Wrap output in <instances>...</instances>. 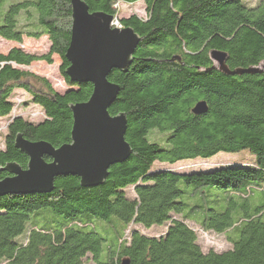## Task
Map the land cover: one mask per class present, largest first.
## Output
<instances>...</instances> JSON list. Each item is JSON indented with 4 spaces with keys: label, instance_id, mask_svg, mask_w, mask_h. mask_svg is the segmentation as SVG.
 Wrapping results in <instances>:
<instances>
[{
    "label": "trees",
    "instance_id": "16d2710c",
    "mask_svg": "<svg viewBox=\"0 0 264 264\" xmlns=\"http://www.w3.org/2000/svg\"><path fill=\"white\" fill-rule=\"evenodd\" d=\"M82 1L89 12L111 15L139 37L129 67L107 76L119 87L108 113L125 115L131 153L94 187L58 176L49 193L0 195V264H120L123 258L129 264H264V71L226 75L209 58L212 49L225 52L230 70L264 61V0ZM139 1L145 18L119 17V3ZM70 28V0H0V38L49 41L44 54L18 47L0 53V118L8 117L0 180L9 176L7 164L26 168L28 157L15 146L18 135L56 148L70 142V106L86 102L93 89L65 74ZM54 54L67 85L63 93L19 68L52 63ZM17 89L28 94L24 103L63 121L64 128L54 134L46 120L11 116ZM201 100L206 112L192 113ZM244 150L253 156L251 164L172 167ZM156 162L168 166L154 168ZM189 222L204 232L226 233L231 246L203 250ZM130 225L166 229L150 236L128 231Z\"/></svg>",
    "mask_w": 264,
    "mask_h": 264
},
{
    "label": "water",
    "instance_id": "95a60500",
    "mask_svg": "<svg viewBox=\"0 0 264 264\" xmlns=\"http://www.w3.org/2000/svg\"><path fill=\"white\" fill-rule=\"evenodd\" d=\"M70 1V41L65 52L69 65L65 74L72 82L90 83L92 93L86 102L70 106L69 143L56 148L46 141H26L17 136L15 146L28 157V162L26 168L14 163L4 167L9 176L0 180V195L49 193L58 176L77 177L83 187H94L103 183L112 165L123 162L131 153L124 139L125 115L108 113L119 87L107 76L113 69L125 71L129 67L139 37L130 28L113 27L111 15L89 12L82 0ZM209 58L213 68L226 75L262 71L259 66L230 70L226 66L227 54L215 49L209 51ZM206 110L207 105L201 100L191 112L202 114ZM120 264L129 261L123 258Z\"/></svg>",
    "mask_w": 264,
    "mask_h": 264
},
{
    "label": "rangeland",
    "instance_id": "374dc122",
    "mask_svg": "<svg viewBox=\"0 0 264 264\" xmlns=\"http://www.w3.org/2000/svg\"><path fill=\"white\" fill-rule=\"evenodd\" d=\"M250 2H253L255 0H247ZM119 17H127L129 15L136 14L140 18H145V5L143 2L139 1L137 3H134L132 5H126L119 3ZM112 26L115 27L114 21H112ZM18 47L22 50L34 53V54H44L48 51L49 48V41L46 36H42L40 38L34 39V38H23L21 43H17L14 41H7L2 38H0V53L6 54L11 48ZM61 61L60 58L54 54L52 55V63H46L45 61H36L31 63L29 66H19L20 69L28 70L38 76L44 77L48 80L52 88L57 91L58 93H63L65 89L67 88V85L65 84L63 77L59 71ZM259 68H261L264 71V61L259 65ZM29 99V96L25 91L22 89H17L14 91V95L12 97V102L14 103L13 110L11 112V116L14 115H20L23 118L27 119L28 121H32L34 123L38 121L46 120L50 124V133H58L62 128H64V123L61 120H55L51 117H45L40 107L34 105L33 103H24ZM8 122L7 118H0V148H3V134L5 132V128ZM157 142L161 141V135H157L156 137ZM163 143V142H161ZM253 156L247 151H240L238 153H218L213 157H210L208 159H189L184 160L181 162H178L174 165H172L173 169L175 170H185L194 166H201L202 169L211 168L214 166L219 165H225L228 163H246L251 164L253 162ZM156 165L158 167H166L168 164H161V163H154L153 167L156 168ZM190 170V169H189ZM128 194H132V189L129 188ZM215 191V190H211ZM18 194V193H17ZM258 197V194H255L252 197V200L254 203H257L256 198ZM264 220V217H263ZM190 225L195 229L198 237V243L201 246L203 250H207L209 248H212L216 251H223L225 249H228L231 245L230 242L226 239V233L225 234H218L215 232H204L201 231L198 225L193 224L192 222H189ZM137 229L141 233H144L146 235L150 236H157L160 234H163V232L166 229V225L162 226H153L151 228H143L139 225H130L128 228V231L130 229ZM102 236L104 235L101 230H97ZM127 231V232H128ZM127 232H125L127 234ZM230 233V232H228ZM88 261V260H87ZM85 264H92L91 262H86Z\"/></svg>",
    "mask_w": 264,
    "mask_h": 264
},
{
    "label": "built area",
    "instance_id": "2783aa9c",
    "mask_svg": "<svg viewBox=\"0 0 264 264\" xmlns=\"http://www.w3.org/2000/svg\"><path fill=\"white\" fill-rule=\"evenodd\" d=\"M114 24L116 25L115 27L121 28V27L118 25V22H115V20H114Z\"/></svg>",
    "mask_w": 264,
    "mask_h": 264
},
{
    "label": "bare ground",
    "instance_id": "6f19581e",
    "mask_svg": "<svg viewBox=\"0 0 264 264\" xmlns=\"http://www.w3.org/2000/svg\"><path fill=\"white\" fill-rule=\"evenodd\" d=\"M115 22H117V21L115 20Z\"/></svg>",
    "mask_w": 264,
    "mask_h": 264
}]
</instances>
